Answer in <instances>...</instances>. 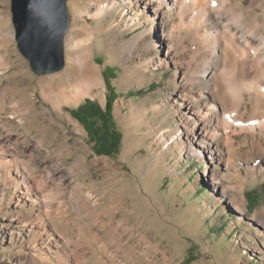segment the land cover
<instances>
[{"label": "rangeland", "instance_id": "1", "mask_svg": "<svg viewBox=\"0 0 264 264\" xmlns=\"http://www.w3.org/2000/svg\"><path fill=\"white\" fill-rule=\"evenodd\" d=\"M4 1L0 9L7 20L0 27L11 31L14 53L8 68H0V118L8 113L20 120L34 144H27L18 129L1 121L0 135H7L5 148L18 149L28 167L29 183L53 203L49 226L68 243L56 259L48 248L39 249L50 258L42 264H264V230L256 224L264 215V175H247L239 163L244 177L239 218L226 199L218 202L211 190L203 176L207 163L180 156L179 149H166L176 130L182 131L171 104L181 91L180 75L172 66L158 65L165 47L155 52L149 46L151 36L136 41L150 26L157 30L159 19L126 31L131 13L110 27L118 20L113 12L93 18L92 0H66L70 24L64 38L65 66L60 72L37 76L18 51L10 0ZM70 65L71 76L60 78ZM212 65L214 72L203 79L205 95L214 88L221 60ZM90 72L93 87L77 88L74 93L80 99L71 101L73 86ZM86 100L102 110L110 105L112 122L121 134L115 153L98 154L71 115ZM180 137L184 142L183 133ZM245 139L241 135L236 141ZM236 151L240 158L245 153L264 157V149L258 152L246 145ZM78 185L90 195L94 208H77L84 203L81 192L74 191ZM61 202L69 207L57 209ZM13 213L21 214L12 204L0 202V264H41L16 260L23 243L3 235ZM124 243L131 248L128 257L118 249Z\"/></svg>", "mask_w": 264, "mask_h": 264}, {"label": "bare ground", "instance_id": "2", "mask_svg": "<svg viewBox=\"0 0 264 264\" xmlns=\"http://www.w3.org/2000/svg\"><path fill=\"white\" fill-rule=\"evenodd\" d=\"M92 1L95 7L93 18L111 12L117 15L118 20L111 22L110 27L120 25L126 13H131L126 31H132L142 23L153 24L159 19L157 30L150 26L136 37V41L151 36L153 42L149 46L155 52L156 48L165 47L158 65L172 66L180 75L181 91H177L171 104L182 131L176 130L166 149H179L180 156L207 163L203 176L208 178L211 190L219 196L218 202L225 198L227 205L241 218L244 177L239 163L243 162L247 175H264V157L245 153L240 158L236 151L242 145L258 152L264 149V0ZM0 5L4 7L5 1L0 0ZM0 19L2 23L7 20L2 8ZM10 43L11 31L0 27L1 70L8 68L6 65L13 57ZM186 54L188 58L183 59L181 56ZM216 60H221V66L215 75L212 74L215 83L211 94L205 95L201 91L203 79H208L214 72L212 64ZM73 70L72 65L68 66L60 78L71 76ZM92 76L90 72V78L74 85L73 93L79 87L90 90L94 85ZM194 87L198 88L195 93ZM67 96L65 100L69 99ZM78 99L80 96L74 93L71 101ZM197 101L201 104L196 105ZM0 121L18 129L19 136L27 144H34L21 129L20 120L15 121L5 113ZM241 135L246 139L240 143L236 140ZM6 142L7 135L1 134L0 202L12 204L13 210L21 214L13 213L3 235L10 240L16 237L23 243L21 254L15 257L18 263H49L50 258L39 249L48 248L56 259L61 249L68 248L67 239L49 226L53 203L47 200L41 188L29 183L28 167L22 156L16 153L18 149L5 148ZM74 191L81 192L80 198L84 202L78 209L84 206L94 208L90 195L82 193L80 185ZM66 206V202H61L57 209L65 210ZM256 224L264 230V215L256 219ZM118 249L125 257L129 256V243L119 245Z\"/></svg>", "mask_w": 264, "mask_h": 264}, {"label": "water", "instance_id": "3", "mask_svg": "<svg viewBox=\"0 0 264 264\" xmlns=\"http://www.w3.org/2000/svg\"><path fill=\"white\" fill-rule=\"evenodd\" d=\"M10 9L18 51L31 71L41 76L63 70L70 24L66 0H10Z\"/></svg>", "mask_w": 264, "mask_h": 264}, {"label": "trees", "instance_id": "4", "mask_svg": "<svg viewBox=\"0 0 264 264\" xmlns=\"http://www.w3.org/2000/svg\"><path fill=\"white\" fill-rule=\"evenodd\" d=\"M110 109L109 104L102 110L96 102L86 100L71 111V115L82 125L98 154L115 153L119 147L121 134L112 122Z\"/></svg>", "mask_w": 264, "mask_h": 264}]
</instances>
